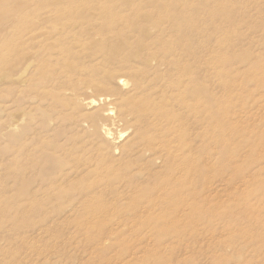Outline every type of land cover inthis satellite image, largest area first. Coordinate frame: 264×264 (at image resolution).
I'll use <instances>...</instances> for the list:
<instances>
[{
	"label": "bare ground",
	"instance_id": "6f19581e",
	"mask_svg": "<svg viewBox=\"0 0 264 264\" xmlns=\"http://www.w3.org/2000/svg\"><path fill=\"white\" fill-rule=\"evenodd\" d=\"M255 1L0 7L11 24L0 40V154L13 155L12 182L0 180V264H65L71 252L74 264H131L130 226H176L207 203V34L228 25L225 45L245 46L229 68L252 59L264 50V4L253 19L246 12ZM163 24L169 39H159ZM245 24L260 35L239 46ZM261 55L250 69L264 67ZM243 210L264 215V206Z\"/></svg>",
	"mask_w": 264,
	"mask_h": 264
},
{
	"label": "rangeland",
	"instance_id": "374dc122",
	"mask_svg": "<svg viewBox=\"0 0 264 264\" xmlns=\"http://www.w3.org/2000/svg\"><path fill=\"white\" fill-rule=\"evenodd\" d=\"M40 1L0 0V7L5 5L3 8L12 10L22 5V12L27 13ZM259 4H264V0H256L246 9L251 19L256 17L254 7ZM40 8L45 12L49 10ZM256 20L259 21L258 18ZM2 22L0 10V40L8 36L11 25ZM249 26L240 25L237 29L244 34L239 46L248 44L253 35H260L248 31ZM216 27L231 30V26L219 23ZM222 30L207 34L212 35L207 53L211 60L209 87L212 94V157L207 203L176 226H130L128 246L131 264H264V215H259V211L249 213L243 210L246 205L254 208L264 206V88L258 87L264 67L250 69V65H256L253 59L261 57L264 50L259 47L252 49V59L235 60L229 63V68L230 57L238 55L245 46L235 50L226 46L225 40L232 37L229 32L222 36ZM232 30L236 29L232 27ZM170 36L168 26L163 24L159 28V39H169ZM2 86L5 83L0 81V88ZM89 97L98 98L93 93ZM7 104V116H13L14 108ZM12 157V153L0 154V180L6 184L12 182L9 167ZM53 204L60 205L61 202L55 199ZM73 255V252L69 253L65 264H74Z\"/></svg>",
	"mask_w": 264,
	"mask_h": 264
}]
</instances>
